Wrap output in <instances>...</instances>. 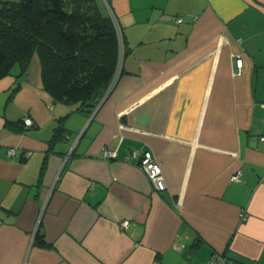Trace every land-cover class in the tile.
Segmentation results:
<instances>
[{"label": "crops", "instance_id": "obj_1", "mask_svg": "<svg viewBox=\"0 0 264 264\" xmlns=\"http://www.w3.org/2000/svg\"><path fill=\"white\" fill-rule=\"evenodd\" d=\"M103 2L124 52L91 113L53 100L36 54L0 78V264H264V0Z\"/></svg>", "mask_w": 264, "mask_h": 264}, {"label": "trees", "instance_id": "obj_2", "mask_svg": "<svg viewBox=\"0 0 264 264\" xmlns=\"http://www.w3.org/2000/svg\"><path fill=\"white\" fill-rule=\"evenodd\" d=\"M34 54L43 89L53 100L91 113L118 67L119 42L110 13L99 0H0V78L16 67L21 76ZM64 136L65 128L58 125L50 147ZM35 240L45 244L39 232Z\"/></svg>", "mask_w": 264, "mask_h": 264}, {"label": "built area", "instance_id": "obj_3", "mask_svg": "<svg viewBox=\"0 0 264 264\" xmlns=\"http://www.w3.org/2000/svg\"><path fill=\"white\" fill-rule=\"evenodd\" d=\"M110 15L112 17L115 30L117 33V37H118V42H119V61H118L117 71L109 86L107 93L112 89L114 83L116 82V79L119 73V68H120L121 61H122L123 52H124V41H123V35H122L120 24L117 21L116 17L111 12H110ZM174 19L176 22L182 21V18L178 16H175ZM234 62H235V66L238 69L242 67V58L240 57V55H236ZM262 107H264V104H262ZM23 122H24V125L30 126L32 124V119L30 117H25L23 119ZM261 139H264V137H261ZM12 152L13 150L10 149L9 153H12ZM105 154L113 155L114 152H110L106 150ZM126 158L128 160L136 162L141 167V169L145 172V174L149 178L154 190L161 191L166 188V181H165V177H164L161 165L158 159L156 158V156L150 150L131 149L127 153ZM239 174H240V171H236V173H234L231 178L233 180H237L239 177ZM126 225H127V221L121 222L122 227H125ZM206 264H236V263L232 258L228 257L225 253L214 251L211 254Z\"/></svg>", "mask_w": 264, "mask_h": 264}, {"label": "rangeland", "instance_id": "obj_4", "mask_svg": "<svg viewBox=\"0 0 264 264\" xmlns=\"http://www.w3.org/2000/svg\"><path fill=\"white\" fill-rule=\"evenodd\" d=\"M3 1H19V0H3ZM99 2H100L101 7L104 10V2H103V0H99Z\"/></svg>", "mask_w": 264, "mask_h": 264}]
</instances>
